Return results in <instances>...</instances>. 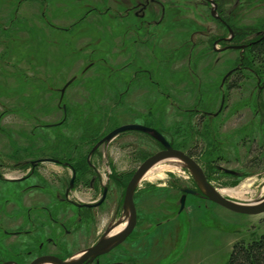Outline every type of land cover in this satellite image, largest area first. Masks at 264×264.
<instances>
[{
	"label": "rangeland",
	"instance_id": "374dc122",
	"mask_svg": "<svg viewBox=\"0 0 264 264\" xmlns=\"http://www.w3.org/2000/svg\"><path fill=\"white\" fill-rule=\"evenodd\" d=\"M144 1L0 0V161L72 159L87 177L94 166L109 188L105 204L92 211L105 234L126 223L129 182L147 159L164 150L141 132L103 143L125 125L159 132L174 150L193 159L218 191L243 192L228 198L249 204L264 197V83L253 72L259 68L263 79L264 65L253 64L248 50L246 69L222 86L240 57L214 45L229 33L210 8L202 0H159L143 19L136 13ZM217 1L221 11L231 12L240 44L251 41L258 2L241 0L239 7L238 0ZM22 169L5 174L22 178L29 166ZM152 170L154 179L142 180L135 190L134 230L101 259L103 264L122 255L127 264H226L235 244L264 234V213L238 214L202 198L188 169L167 160ZM37 172L51 179L45 191H27L37 180L0 183V222L11 230L17 206L27 230L26 208L45 204L72 234L45 229L36 243L45 234L53 239L60 234L66 258H73L97 236L81 238L78 211L57 198L64 185L58 180L69 178L68 170L41 164ZM184 189L197 195H188L182 209ZM73 194L83 202L100 197V191L79 182ZM18 240L20 248L31 245L27 237ZM1 242L12 244L0 233Z\"/></svg>",
	"mask_w": 264,
	"mask_h": 264
},
{
	"label": "flooded vegetation",
	"instance_id": "af4514ba",
	"mask_svg": "<svg viewBox=\"0 0 264 264\" xmlns=\"http://www.w3.org/2000/svg\"><path fill=\"white\" fill-rule=\"evenodd\" d=\"M172 1H190V0H172ZM202 1L208 8H210L211 16L216 21H218L222 25V27L225 28L229 33V37L226 36L220 37L215 41L216 43L214 42V45L215 44L221 45L219 51L222 52L223 51L239 52V57H240L239 63L233 69L228 71L227 74L224 76L222 80V86H224L226 81L232 75L239 73L240 71H244L246 69V67H244L245 66L244 62H245V54L247 53L248 50H250L252 54L253 64H257L258 67H260V65L263 66L264 65V11H261V9H264V0H256V2L258 3L256 5L257 9L255 10H257L258 15L257 17H255V23L252 31L253 35L251 41L245 44H240L243 41L240 42L238 40L239 38L238 32L236 31V29H234L233 27L234 24L229 21L231 18V12L224 13L223 11H221V8H219L218 6L220 2L217 0H202ZM237 2H238L237 5L240 7L239 4L241 3V0H238ZM152 4H157L159 6L160 1L145 0L143 4L139 6L136 16H141L144 19L145 13L147 12L149 6ZM162 13L164 14L163 8H162ZM148 24H151V22H148ZM259 70L260 69L258 68V71H253L255 72L254 75L256 74L255 76L259 83L261 82L264 83L263 80L264 78L262 79L260 77L261 74L259 73ZM224 102H225V95H222V102H221L220 110L218 112H221ZM217 115L218 113L215 114V116ZM133 132H137V131H133ZM103 143L106 142L103 140ZM1 156L2 155H0V157ZM41 164L60 165L62 166V169L64 171L65 169L68 170L70 175L69 178H67L66 176H60L59 180L56 179L60 181L59 185L64 184L62 185L63 188L60 191V194H56L57 198L60 204H68L78 211L77 217H78V224L80 230L79 233L82 236L81 238L89 237L90 235L93 236L92 238L94 239L97 236L91 245H88L83 249L80 248L78 250L79 251L78 255H79L82 252L88 250L89 248L95 246L99 242V240L102 239L100 234L103 235L105 234L106 230L103 231L100 229V222L92 215V211H94L95 209L98 210L100 207H102L105 204L108 198L109 188L105 186L104 183L101 181V176L99 175L97 176L98 171L94 166L91 165L90 167H88L89 172L87 174L89 175V177H87L85 171L81 170L82 169L81 163L72 159H70L69 161L66 159L65 160L59 159L57 157H44L37 160H29V161H25L23 165H20L19 163L8 165L7 162L2 160L0 161V183L2 185L3 184L17 185L19 182L37 180L39 181V183L31 184V186L27 188V191H37V192L45 191L47 189L46 185L49 184L46 181H48L50 178H48L44 173L37 172V169L40 167ZM27 166H29V169L22 178L16 177L14 176V174H12V176L5 174L6 171L9 173H13L16 170L19 171L21 167L24 169ZM78 182L79 184L82 183L87 185L95 193H98V191H100V197L94 202H83L78 199H73V195H74L73 193L76 190ZM51 183H53V181ZM12 208H13V212L11 215L12 217L11 230L5 228L3 224L0 222V233L2 234V236L6 238H11V243H12L10 246L7 245L4 246L2 242L0 243L1 245L0 264H35L38 260L46 259V258H54L61 261H66L70 259V258H66L67 249L65 250L61 246V244L64 243L65 240H63L62 238L61 240H58L59 237H62L60 234L59 235L57 234V236H55V238L57 239L50 238L45 234L44 236L45 240L36 243V239H37V238L35 239L36 235L44 234L47 230H50L51 232V228H54L56 231H59V233L61 234L64 233L66 236H70L72 234V231L68 229L67 227L68 225L66 222H64V220L60 221L59 219L54 218L53 208H50L45 204L29 205L26 208V213H25V217L29 227L27 230H24L23 225L20 224V216H19L20 213L18 207L14 206ZM110 224H107L106 227L109 228ZM84 227L85 230H83ZM54 233L52 232V234ZM22 236L27 237L30 240L31 243L30 246L20 248L21 246L18 244L19 241L18 239L21 238ZM126 240L119 246L109 251L108 253L95 258L91 262H89L88 259L83 264H103L101 262V259L103 257H107L113 254L115 250H117L121 245L125 244ZM113 258L114 259L112 261L106 264H127L126 260L120 259V258H125V255L118 256L116 258L113 257Z\"/></svg>",
	"mask_w": 264,
	"mask_h": 264
},
{
	"label": "water",
	"instance_id": "95a60500",
	"mask_svg": "<svg viewBox=\"0 0 264 264\" xmlns=\"http://www.w3.org/2000/svg\"><path fill=\"white\" fill-rule=\"evenodd\" d=\"M68 85L69 84L64 87L62 93ZM133 131L143 132L152 135L155 139L160 142L164 150L147 159L134 174L127 186L123 202V211L127 216L126 221H128L126 228L116 235H113L111 232H107L95 246L66 261H61L54 258H46L38 260L35 264H83L88 259L89 262H91L95 258L108 253L115 247L122 244L126 240V238L132 233L136 224V213L133 199L137 186L150 169L167 159H176L183 163V167L188 169L192 177L194 178L198 190L208 201L238 214L259 215L264 213V197H262L256 202L245 204L236 202L228 197L221 195L218 190L215 189L207 181L203 170L193 159H191L189 156L185 155L182 152L174 150L171 145L167 142V140L159 132L152 128L145 127L142 125H125L112 131L104 139V141L110 142L112 139L122 133ZM225 172L231 174L230 171L226 170ZM183 193L184 195L181 198L182 209L185 205V200L188 194L197 195V192L188 189L183 190Z\"/></svg>",
	"mask_w": 264,
	"mask_h": 264
},
{
	"label": "trees",
	"instance_id": "16d2710c",
	"mask_svg": "<svg viewBox=\"0 0 264 264\" xmlns=\"http://www.w3.org/2000/svg\"><path fill=\"white\" fill-rule=\"evenodd\" d=\"M226 264H264V234L250 242L235 244Z\"/></svg>",
	"mask_w": 264,
	"mask_h": 264
},
{
	"label": "bare ground",
	"instance_id": "6f19581e",
	"mask_svg": "<svg viewBox=\"0 0 264 264\" xmlns=\"http://www.w3.org/2000/svg\"><path fill=\"white\" fill-rule=\"evenodd\" d=\"M167 160H169V162H175V163H177L178 164V166L181 168V167H183V163L182 162H180L179 160H176V159H167ZM167 160H165V161H167ZM165 161H163V162H165ZM169 168H171L170 166H168V167H166V168H164V169H169ZM161 171V170H160ZM155 172V171H154ZM153 170L152 169H150L148 172H147V174L144 176V178L142 179V180H145V179H152L153 178ZM154 179V178H153ZM141 180V181H142ZM221 195H223V196H227V197H233V198H236V199H238V198H240V197H243V192L241 191V190H239V189H231V190H220V191H218ZM127 224H128V221H126V223L124 224V225H122L121 227H119V228H117L116 230H114L113 232H111L113 235H116V234H119L121 231H123L125 228H126V226H127Z\"/></svg>",
	"mask_w": 264,
	"mask_h": 264
}]
</instances>
